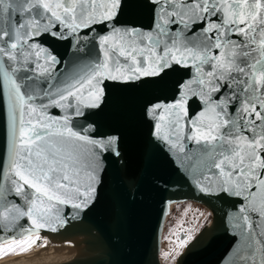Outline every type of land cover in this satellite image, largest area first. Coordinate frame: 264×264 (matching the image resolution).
<instances>
[{
	"label": "snow or ice",
	"instance_id": "snow-or-ice-1",
	"mask_svg": "<svg viewBox=\"0 0 264 264\" xmlns=\"http://www.w3.org/2000/svg\"><path fill=\"white\" fill-rule=\"evenodd\" d=\"M114 89L143 94L136 170L125 133L98 119ZM159 157L234 202L221 264H264V0H0V253L30 251L105 199L114 227L95 238L110 253ZM196 223L181 220L166 258Z\"/></svg>",
	"mask_w": 264,
	"mask_h": 264
},
{
	"label": "water",
	"instance_id": "water-1",
	"mask_svg": "<svg viewBox=\"0 0 264 264\" xmlns=\"http://www.w3.org/2000/svg\"><path fill=\"white\" fill-rule=\"evenodd\" d=\"M53 44L58 55L65 60L71 59L67 44ZM142 95L133 90L114 89L112 104L98 117L106 128L125 133L130 170L140 167L147 139V128L140 117ZM156 176L162 178L158 182L161 185L164 179L171 181L167 190L153 183ZM185 201L208 209L211 219L195 235L197 239L183 249L175 264H221L233 241L228 230L233 223L234 202L202 194L192 184L176 177L171 163L164 157L148 166L142 195L127 206L120 226L119 243L110 253L102 254L99 251L101 242L95 238L98 229L107 233L114 227L105 199L83 220H71L57 232L41 230V241L47 237V247H41V241H38L30 251L15 254L5 264H97L99 261L162 264L159 253L167 215L173 211L175 203Z\"/></svg>",
	"mask_w": 264,
	"mask_h": 264
},
{
	"label": "rangeland",
	"instance_id": "rangeland-1",
	"mask_svg": "<svg viewBox=\"0 0 264 264\" xmlns=\"http://www.w3.org/2000/svg\"><path fill=\"white\" fill-rule=\"evenodd\" d=\"M201 213H203V215H200ZM210 219H211L210 211L200 204L189 201L175 203L173 211L167 215L163 227L161 249L159 253L162 264H175V260L177 258L175 253H173L171 256L167 258L164 256V253L169 252L171 249L176 247L175 244L172 243L171 241L176 240V236L173 234L174 232L182 231V229L178 227L181 220L183 221L184 228L189 227L192 221L194 220L197 221L195 225L196 227V231L194 233L195 236L200 231L201 228H203L205 225H207L210 222ZM36 243H38V241ZM177 251L182 252L183 250L177 249ZM15 254L17 253H13V254L0 253V262H4L7 259L9 260Z\"/></svg>",
	"mask_w": 264,
	"mask_h": 264
},
{
	"label": "bare ground",
	"instance_id": "bare-ground-1",
	"mask_svg": "<svg viewBox=\"0 0 264 264\" xmlns=\"http://www.w3.org/2000/svg\"><path fill=\"white\" fill-rule=\"evenodd\" d=\"M2 260V259H1ZM8 260V259H7ZM7 260L6 261H4V262H0V264H5L6 262H7Z\"/></svg>",
	"mask_w": 264,
	"mask_h": 264
}]
</instances>
